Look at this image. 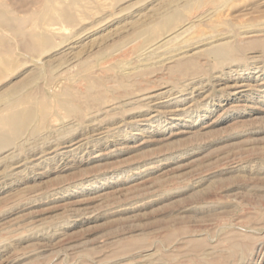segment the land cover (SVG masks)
<instances>
[{
    "label": "rangeland",
    "instance_id": "obj_1",
    "mask_svg": "<svg viewBox=\"0 0 264 264\" xmlns=\"http://www.w3.org/2000/svg\"><path fill=\"white\" fill-rule=\"evenodd\" d=\"M0 14V119L18 98L48 107L0 140V264H264V0H0Z\"/></svg>",
    "mask_w": 264,
    "mask_h": 264
},
{
    "label": "bare ground",
    "instance_id": "obj_2",
    "mask_svg": "<svg viewBox=\"0 0 264 264\" xmlns=\"http://www.w3.org/2000/svg\"><path fill=\"white\" fill-rule=\"evenodd\" d=\"M53 1V0H52ZM47 2V1H46ZM55 2V1H54ZM53 3V2H52ZM62 4V3H61ZM46 5V4H45ZM193 5H195L196 6V4H193ZM59 6V5H58ZM46 7V6H45ZM50 8H52L51 6H49ZM193 7V6H192ZM49 8V9H50ZM47 9V8H46ZM69 9V8H68ZM54 11H56V10H54ZM58 11V10H57ZM56 11V12H57ZM70 11V10H69ZM45 12V11H44ZM53 11L51 10V13H52ZM60 12H61V10H60ZM55 13V12H54ZM207 13V12H206ZM55 14H59V16H60V13H55ZM65 15V14H64ZM57 16V15H56ZM64 17V16H63ZM45 18H46V16H45ZM59 18V17H58ZM61 18V17H60ZM67 18V17H66ZM72 18V17H71ZM172 18V17H171ZM53 19V17H48L47 18V21H51ZM171 20V19H170ZM176 20V18H172V20L171 21H175ZM208 20H210V19H208ZM206 21V20H205ZM12 22H14V21H12ZM208 22V21H207ZM41 23V22H40ZM49 23V22H48ZM42 24H44L43 23V21H42ZM216 24V23H215ZM221 24V23H220ZM0 25H3V26H5V25H7V26H11L12 27V25H11V23H10V19H7L4 15H1L0 14ZM13 25H16V24H13ZM222 25V24H221ZM190 26H192L191 25V23H190ZM197 26V25H196ZM213 26H215V25H213ZM232 26V25H231ZM159 28H160V26H158ZM219 27V25L217 26V28ZM14 28V27H13ZM16 28V27H15ZM14 28V29H15ZM20 28V27H19ZM37 28V27H36ZM42 28H43V26H42ZM79 28V27H78ZM220 28V27H219ZM218 28V29H219ZM224 28V27H223ZM229 28V27H228ZM8 29V28H7ZM12 29V28H11ZM41 29V28H40ZM214 29H216V27H214ZM221 29V28H220ZM235 29V28H234ZM217 30V29H216ZM230 30H231V28H230ZM18 31V30H17ZM16 31V32H17ZM155 31V30H154ZM190 30H189V28H188V26L187 27H185V28H183V29H181V31H179V33H175L176 35H171V37H169L168 39H165V40H162V42H159V43H155L154 45H152V47H151V54H156V52L157 51H159L160 49H162L163 47H165V46H167V45H171V43H173L175 40H176V38L178 39V37H180V35H183V34H186V32L188 33ZM232 31H234V30H232ZM155 32H157V30L155 31ZM178 32V31H177ZM192 32V31H191ZM214 32V31H213ZM245 32H247V31H245ZM222 33H223V31H222ZM248 33V32H247ZM246 33V34H247ZM151 34H153V33H151ZM193 34V33H192ZM213 34V33H212ZM226 34V33H225ZM229 34V33H228ZM234 34V33H233ZM236 34V33H235ZM240 34H241V32H240ZM248 34H250V33H248ZM255 34V33H254ZM264 34V33H263ZM155 35V34H154ZM224 35V34H223ZM227 35V34H226ZM258 35V34H257ZM152 36V35H151ZM221 36H222V34H221ZM235 36V35H234ZM241 36H242V34H241ZM243 36H245V35H243ZM246 36H248V35H246ZM25 38V37H24ZM197 38V37H196ZM217 38V37H216ZM219 39V41L220 40H225L226 38L225 37H221L220 38V36L218 37ZM228 38H229V36H228ZM264 37H262V39H263ZM29 39H30V41H31V43H30V45H29V49H30V51L29 52H31V50L32 51H40V50H44V47H45V45L47 44V42L49 41L48 40V37H47V35H46V33H44V32H40V30L39 31H35V32H32L31 34H30V36H29ZM70 39V38H69ZM158 39H160L159 37H158ZM214 39V38H213ZM246 39V38H245ZM259 39V38H258ZM199 40V39H198ZM206 40V39H205ZM216 40V39H215ZM229 40V39H228ZM29 41V40H28ZM218 41V42H219ZM231 41V40H230ZM259 41V40H258ZM212 42V41H211ZM260 42H261V40H260ZM66 43V42H65ZM208 43V42H207ZM224 43H225V41H224ZM252 43V42H251ZM75 44V43H74ZM176 44V43H175ZM173 45V46H176V45ZM221 44V43H220ZM214 45V44H213ZM225 46H223V45H221V47L219 48V49H216L215 51H214V55L215 56H217V57H219V58H223L224 57V59H225V57L226 56H229L230 57V55L232 56V52L234 51V46H232L230 43L229 44H224ZM223 46V47H222ZM38 47H39V49H38ZM66 47V46H65ZM147 47V46H146ZM177 47V46H176ZM28 48V47H27ZM69 48V47H68ZM169 48H172V47H169ZM236 49V48H235ZM237 50V49H236ZM27 51H28V49H27ZM173 51V50H172ZM8 52V53H7ZM7 52H5V53H0V73L2 74L7 68H8V66L11 64V62H12V50H10V49H8L7 50ZM42 53V52H41ZM171 53V52H170ZM40 54V53H39ZM70 54V53H69ZM208 54V53H207ZM41 55V54H40ZM233 56H234V53H233ZM240 56V55H239ZM173 57V56H172ZM175 57V56H174ZM235 57V56H234ZM184 58V57H183ZM188 58V57H187ZM231 58V57H230ZM176 61H178V60H176ZM187 61H188V59H187ZM184 62V61H183ZM185 63V62H184ZM190 63H191V61H190ZM177 64V63H176ZM188 64V63H187ZM180 65H181V63H180ZM195 65V64H194ZM177 66H179V65H177ZM182 66H183V64H182ZM186 66V65H185ZM191 66V65H190ZM197 66H199V65H197ZM176 68V67H175ZM179 68H181V66L179 67ZM187 67H185V69H186ZM185 69H183V70H185ZM194 71V70H193ZM195 72H197V71H195ZM194 72V73H195ZM198 74V73H197ZM200 74V73H199ZM201 75V74H200ZM199 75V76H200ZM193 76V75H192ZM197 76V75H196ZM92 86H93V84H92ZM23 88V87H22ZM91 89V88H90ZM10 91V90H9ZM17 92H18V88H16L15 87V90H13V91H11V95H17ZM9 94V95H10ZM10 95V96H11ZM157 96V95H156ZM8 97V96H7ZM13 97V96H12ZM143 97V96H142ZM153 97V96H152ZM151 97V98H152ZM9 98H11V97H9ZM12 99V98H11ZM33 99V98H32ZM32 99H29V98H27V99H24L23 98V100L22 101H20V98H18V99H15L14 101H12V102H10L9 104H8V107L6 108L7 109V111H5V112H7V114L3 117V118H1L0 119V140L3 138V137H5L6 135H7V133L8 132H11V133H13L12 135H17L18 133H19V129H16L15 131H10V128L11 129H13V128H15V126H17L18 125V123H20V121L22 120V119H24V120H30L31 118H33L34 116H35V118H36V115L37 116H40V118L43 120L44 119V117L47 115V110H48V107H47V105H46V102H45V100H41L40 99V101H38L37 103H33V101H32ZM8 100V99H7ZM13 100V99H12ZM145 100V99H144ZM1 101V100H0ZM25 105V104H37L38 105V108H39V111H34L33 109H31V108H29V109H24V110H20L18 107L19 106H21V105ZM107 112V111H106ZM107 114V113H106ZM116 114V113H115ZM114 122V121H113ZM100 123V122H99ZM102 123V122H101ZM32 129V128H31ZM102 134V133H101ZM9 135V134H8ZM21 135V134H20ZM28 135V134H27ZM83 141V140H82ZM72 143V142H71ZM83 143V142H82ZM93 144V143H92ZM69 145H71V144H69ZM83 145V144H82ZM85 145V144H84ZM80 146V145H79ZM69 147H73V144L71 145V146H65L64 148H69ZM78 147L76 146L75 147V149H77ZM60 149V148H59ZM71 149V148H70ZM62 151V150H61ZM63 151H64V149H63ZM71 151H74V150H67L66 152L67 153H70ZM59 152H60V150H59ZM62 153V152H61ZM73 153V152H72ZM57 154V153H56ZM65 155V154H64ZM32 162V161H31Z\"/></svg>",
    "mask_w": 264,
    "mask_h": 264
}]
</instances>
